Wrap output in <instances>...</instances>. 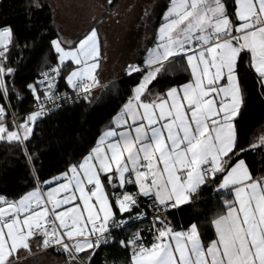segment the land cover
<instances>
[{"label":"snow or ice","instance_id":"snow-or-ice-1","mask_svg":"<svg viewBox=\"0 0 264 264\" xmlns=\"http://www.w3.org/2000/svg\"><path fill=\"white\" fill-rule=\"evenodd\" d=\"M46 6L33 0L31 7ZM154 35L142 62L124 67L126 77L139 79L93 145L42 178L40 124L115 85L100 80L105 57L96 26L74 39L42 30L21 40L11 24H0V143L19 150L32 179L17 197L0 193V264H21L34 249H55L64 264H93L116 230L149 211L148 227L119 240L129 264H264V170L254 175L246 160L264 153V135L244 146L238 123L247 100L242 69L254 74L264 99V0H169ZM26 52L41 63L22 90L15 78ZM177 70L188 74L186 82L161 90ZM25 90L31 111L21 115ZM218 179L233 195L211 219L215 238L205 242L200 223L177 228L170 213L195 206L202 187Z\"/></svg>","mask_w":264,"mask_h":264},{"label":"trees","instance_id":"trees-1","mask_svg":"<svg viewBox=\"0 0 264 264\" xmlns=\"http://www.w3.org/2000/svg\"><path fill=\"white\" fill-rule=\"evenodd\" d=\"M119 1L114 0V5ZM27 2L28 0H2L0 3V24H11L21 40L25 38L31 40L38 37L42 30H47L49 34L54 35L56 29L49 4L45 1L48 6L42 10H36L32 7L28 8ZM168 4L169 0H163L162 9H165ZM29 17H31V20H29ZM29 24H31V27H28ZM24 55L26 59L20 64L15 78L16 86L22 90L26 83L31 82L38 75L41 63L39 55H32L27 52ZM15 59L16 56L14 55L13 60ZM253 76L254 74L251 71L246 68L242 69L247 100L238 123L241 142L244 146L258 141L259 137L264 135V99H261L258 94ZM138 79L139 77L136 76L117 78L113 81L114 88L109 85V90L101 89L97 94H94L98 99H94L92 104L80 102L65 106L40 124L37 129L36 142L40 143L45 149L41 156L42 178H50L51 175L58 173L59 170L64 168L65 162L69 158L79 159L82 154L86 153L87 149L98 138L100 132L108 125L112 116L119 111L127 95L130 94L131 86ZM187 79V75L172 73L165 77L158 87L163 90L166 85L182 83ZM61 83L64 84L63 80H61ZM63 87L65 88V86ZM24 95L26 99L18 106L20 114L31 111V96L26 90ZM12 102L15 104V97H13ZM262 156H264V153L261 151L249 152L246 156L254 175L258 174V170H264ZM218 181L219 179L215 184ZM215 184L202 187L199 193V202L195 206L189 204L172 212L175 226L180 224L187 226L191 222L200 223L205 242L215 237L213 227L210 225V211L215 207V201L218 198L220 199V195L214 194ZM31 186L30 171L19 150L0 143V193L7 195L9 198H14L29 190ZM114 242L102 246L98 250L93 264H104L107 255L111 254V251L116 248L112 246ZM128 251L130 250L128 249ZM56 253L63 256L60 252ZM63 258L65 259L64 256Z\"/></svg>","mask_w":264,"mask_h":264},{"label":"crops","instance_id":"crops-1","mask_svg":"<svg viewBox=\"0 0 264 264\" xmlns=\"http://www.w3.org/2000/svg\"><path fill=\"white\" fill-rule=\"evenodd\" d=\"M2 0H0L1 3ZM51 9L53 24L55 26L56 31L59 30L63 35L67 36L69 39H74L77 37L82 36L84 33H86L91 27L96 26L99 29V35L100 40L102 44V50L105 57V46H106V33H105V23L107 22L105 19L107 17L108 12V5L106 4V0H45ZM163 0H153L151 2L145 3V5L150 8L147 10L148 14L151 15V22H147V26L141 27L142 29L146 28L147 30H151L152 34L149 38V41L146 43L147 46H152L153 41L155 39V30L158 28L159 23L161 21L163 12L167 9H162L161 4ZM125 2V1H124ZM232 0H229V4L231 5ZM33 0H28L27 6L30 8L32 6ZM118 6L115 8V12L117 15H120L124 12H128V7L131 5V13L136 16V24L141 23L140 20H138L139 14H144L146 10H144V1L139 2V0H131L130 5H127L123 3V0H120L118 2ZM169 5V4H168ZM229 11H234V9L230 6ZM138 14V15H137ZM135 29H138L139 26L135 25ZM144 52L142 56L135 60L137 63H141L143 59ZM134 62L130 61L129 63ZM106 62L105 58L102 62V70L99 72L100 80L103 79L104 72L106 71ZM128 64V63H127ZM125 64V66L127 65ZM124 66V67H125ZM175 73L177 75H187V73L177 70ZM172 74V73H170ZM125 76L124 71L120 76L117 78H121ZM116 78V79H117ZM186 82V81H184ZM183 83V82H182ZM62 86H65L64 84ZM3 101L0 100V103ZM27 113V112H26ZM25 114V113H24ZM23 115V114H21ZM219 181L214 186V194L220 195V199L218 198L215 202L218 200H223L226 198H231L233 193L228 188H218ZM129 191H135L134 186L128 187ZM225 196H224V195ZM145 200L141 199V203ZM186 206V205H185ZM183 207V206H182ZM170 219L173 221V213H170ZM182 224L179 226H176L179 228ZM214 230V228H213ZM215 238V237H214ZM204 239V238H203ZM120 238H118L112 246L116 247L115 250L111 251V254L107 255V258L104 262V264H129L130 259V251L128 249L122 247L119 244ZM209 242V241H208ZM38 249H34L33 255H23L21 258V264H24L28 260L29 257H32L37 253ZM53 255L58 257L59 259L65 260L63 256H59L56 252H53Z\"/></svg>","mask_w":264,"mask_h":264},{"label":"rangeland","instance_id":"rangeland-1","mask_svg":"<svg viewBox=\"0 0 264 264\" xmlns=\"http://www.w3.org/2000/svg\"><path fill=\"white\" fill-rule=\"evenodd\" d=\"M125 1V2H124ZM144 1V10H148L145 3L151 2L153 0H139V2ZM123 3L130 5L131 0H123ZM117 4V5H116ZM112 6H108V12L105 23V35H106V46H105V62L106 71L104 72V77L101 79L102 84H107L109 80H116L118 76L124 71L125 64L130 61L138 60L145 49L146 43L151 37V30L141 27L147 26V22L152 21L151 15L145 17L144 14H137L138 20L141 23L136 24V16L132 14L131 5L128 7V12H124L117 15L115 8L119 5L116 3ZM135 20V22H134ZM135 25L139 26L135 29ZM101 89H97L95 94H97ZM215 207L210 211L211 219L214 215L223 211V200H218L215 202ZM34 256L29 257L24 264H64V260L59 259L53 255L52 250H38Z\"/></svg>","mask_w":264,"mask_h":264},{"label":"built area","instance_id":"built-area-1","mask_svg":"<svg viewBox=\"0 0 264 264\" xmlns=\"http://www.w3.org/2000/svg\"><path fill=\"white\" fill-rule=\"evenodd\" d=\"M60 89L62 91L65 90V88L62 86L61 81H60ZM95 92H96V90H95ZM66 106H71V105H66ZM146 204H147V201H144V202L141 203L142 209L147 210L146 209ZM173 211H176V210H173ZM151 219H152V213H151V211H149L148 212V218L147 219H145L143 221H139V222L132 221V222L129 223L127 229H124V230H116V232H115V237H116L115 238V241L118 238H120V239H126L127 236H128V234H129V232H131V231H136L139 228H146V227H148L149 224H150ZM142 235L144 236L146 243L151 241V236H150V234L147 231H144L142 233ZM110 243H112V242H110ZM50 250L55 251V252H58L55 249H50Z\"/></svg>","mask_w":264,"mask_h":264}]
</instances>
